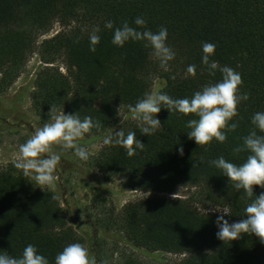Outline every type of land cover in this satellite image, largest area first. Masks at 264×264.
Returning a JSON list of instances; mask_svg holds the SVG:
<instances>
[{
	"label": "trees",
	"instance_id": "1",
	"mask_svg": "<svg viewBox=\"0 0 264 264\" xmlns=\"http://www.w3.org/2000/svg\"><path fill=\"white\" fill-rule=\"evenodd\" d=\"M136 17L145 20L138 30L167 29L166 44L175 56L166 69L143 42L129 41L122 47L111 43L112 29H106L105 22L111 20L117 28L126 21L136 28ZM55 22L62 28L38 41ZM97 26L100 41L90 52L88 36ZM204 42L215 45L209 57L218 65L214 74L201 64ZM36 50L44 65L34 76L30 99L39 122L50 123L61 111L81 119L90 116L99 124L86 133L94 137L113 133L107 132L145 93L157 89L173 99L191 97L219 81L223 66L238 72V92L247 93L248 99L237 105L233 120L238 127L225 130L223 143L213 139L196 145L185 127L194 115L162 108L156 114L161 127L150 136L140 134L133 120L118 128L125 135L135 132L142 149L129 156L120 145L103 144L89 157L88 163L106 180L118 178L124 189L172 193L181 186L195 188L186 198H139L119 211L106 207L105 201L95 214V226L133 248L183 254L175 264H264V245L258 238L242 234L230 242L218 240L217 213L199 208L202 201L228 206L231 214L225 219L231 223L243 218L251 199L233 189L208 161L223 156L241 164L248 153L233 149L251 130L252 114L264 111V0H0V93ZM58 58L65 72L53 64ZM188 65L195 66L194 74L187 73ZM180 146L182 156L176 152ZM261 191L253 186L254 195ZM74 242L84 241L68 224L58 196L37 187L14 164L0 167V251L17 257L32 244L52 264L54 256ZM120 264L151 263L129 255Z\"/></svg>",
	"mask_w": 264,
	"mask_h": 264
},
{
	"label": "clouds",
	"instance_id": "2",
	"mask_svg": "<svg viewBox=\"0 0 264 264\" xmlns=\"http://www.w3.org/2000/svg\"><path fill=\"white\" fill-rule=\"evenodd\" d=\"M133 23L136 28L130 27L126 21L120 27L113 28V22L106 21L104 27L112 29L111 43L122 47L129 41L143 42V47L150 49V54L158 61L159 67L166 69L168 62L175 56L166 44L167 29L161 27L157 32L148 29L138 30L145 25L142 17H136ZM99 31L97 26L89 33L90 52H95V46L100 41ZM214 49L215 45L212 43L204 42L201 45V64L207 66L210 74H214L218 67L215 61L209 60ZM186 71L194 74L195 66L188 65ZM219 71L221 72L219 81L203 86L191 97L173 99L168 94L154 89L145 93L134 105H128L130 118L136 122L140 134L150 136L161 127L156 114L163 108L169 113L194 115L195 118L186 121L185 127L189 129L186 132L188 139L196 145H206L213 139L223 143L226 139L225 130L230 132L238 127L233 117L237 116V105L242 100H247L248 95L238 92V86L241 84L238 72L228 66H223ZM250 124L252 128L241 138L242 144L233 149L234 152L248 153L241 164L227 161L223 156L208 161L210 166L227 178L233 189L242 190L246 198H251L243 210V218L230 223L225 219L231 214L228 206L211 211L217 213L214 224L217 228L215 237L218 240L230 242L239 239L242 234H247L255 236L264 245V191L259 195L253 194L254 185L264 189V111L253 113ZM96 127H99V124L90 116L81 119L76 114L61 111L52 117L50 123L37 127L33 134L18 146L14 166L40 189L42 187L54 189L56 179L54 172L62 166V161L61 155L52 151V146L57 145L61 150H72L76 158L86 162L90 153L79 145L77 140ZM110 143L123 147L129 156L144 146L133 131H128L126 135L121 130L113 131L103 139V144ZM176 152L182 156L183 147H177ZM0 264H49V260L39 254L32 244H28L17 257L0 251ZM52 264H96V260L85 245L74 242L64 246L54 256Z\"/></svg>",
	"mask_w": 264,
	"mask_h": 264
},
{
	"label": "rangeland",
	"instance_id": "3",
	"mask_svg": "<svg viewBox=\"0 0 264 264\" xmlns=\"http://www.w3.org/2000/svg\"><path fill=\"white\" fill-rule=\"evenodd\" d=\"M61 28L60 23L55 22L48 32L40 35L38 41L52 36ZM53 64L65 72L61 58L55 60ZM43 65L36 50L28 57L16 80L0 93V167L14 164L18 146L25 142L37 127L43 126L33 111L30 99L34 88V76ZM129 120H132L130 115L123 112L119 124L107 133L118 130ZM103 139L104 136L94 137L85 134L77 143L85 147L91 156L101 149ZM52 151L61 155L62 166L54 172L55 188H42L53 191L58 196L66 212L68 224L82 236L83 245L95 257L96 264H120L129 255L151 264H175L182 259L183 254L148 251L133 248L122 240L114 241L116 240L114 234L96 229L95 214L105 201L106 207H113L119 211L127 202L139 198L152 196L186 198L195 191L194 187L181 186L172 193L124 189L120 179L106 180L100 171L88 163L89 160L81 162L73 155L72 150H61L59 146L53 145ZM99 193L102 195L99 196ZM199 208L202 211H211L222 207L202 201Z\"/></svg>",
	"mask_w": 264,
	"mask_h": 264
}]
</instances>
